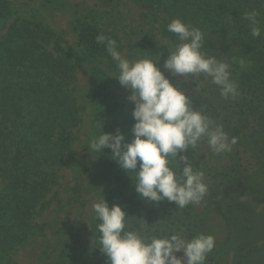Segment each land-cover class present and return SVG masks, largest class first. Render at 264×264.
I'll return each mask as SVG.
<instances>
[{
	"label": "trees",
	"instance_id": "16d2710c",
	"mask_svg": "<svg viewBox=\"0 0 264 264\" xmlns=\"http://www.w3.org/2000/svg\"><path fill=\"white\" fill-rule=\"evenodd\" d=\"M134 1L159 7L174 19L200 28L205 33L203 51L207 55L219 57V44H224L229 58L237 64L236 77L232 76L239 83L240 97L225 100L213 85L216 99L193 100L195 108H202L210 120L229 114L246 131L254 129V123L264 127V0ZM252 10L260 13V37L251 35L250 24L243 18L244 12ZM13 18L10 2L0 0V23H11ZM76 32L88 59L99 63L84 97L91 110L94 135L100 134L102 125L104 132L114 133L119 128L130 142L133 117L124 97L112 88L108 68L100 67L108 60L113 69L115 62L105 45L95 39L103 32L117 42L120 52L121 38L114 31L84 20L76 21ZM162 35L173 46L177 42L167 29ZM77 59L74 50L62 46L56 32L37 20L17 19L0 37V177L5 182L0 192V262L41 231L36 220L49 208L47 199L58 183L56 170L72 164L75 131L86 109L76 96ZM94 155L111 186L105 199L109 206L123 207L130 230L157 236L178 233L179 228L157 231L167 219L166 214H171L168 207L174 202L165 205L159 214L155 202L148 204L138 197L132 178L111 158L110 149L104 153L94 151ZM236 218L237 214L230 215L234 227L245 232ZM101 254L100 263L109 264Z\"/></svg>",
	"mask_w": 264,
	"mask_h": 264
},
{
	"label": "rangeland",
	"instance_id": "374dc122",
	"mask_svg": "<svg viewBox=\"0 0 264 264\" xmlns=\"http://www.w3.org/2000/svg\"><path fill=\"white\" fill-rule=\"evenodd\" d=\"M8 1L14 11L12 22L37 20L57 33L62 46L74 50L79 61L76 96L86 109L75 131L77 141L71 154L72 164L56 170L58 183L47 199L49 208L36 220L41 231L0 264H101L103 255L95 230L98 220L92 205L101 194L105 198L111 186L102 175L94 151L88 147L94 132L91 110L84 101L94 79L93 70L99 63L94 59L90 61L79 45L76 21L84 20L117 33L123 44L120 53L129 60L149 54L155 58L160 54L158 63L165 76L192 101L209 99L212 102L217 95L210 78L203 74L173 77L164 69L168 47L174 46L162 33L174 18L159 7L134 0ZM11 23H0V37ZM219 49L222 54L216 58L227 61L236 77L237 64L229 58L226 45L219 44ZM100 67L108 68L112 88L124 97L132 115L134 105L128 100L130 91L114 77L116 66L112 69L108 60H104ZM211 121L222 124L230 138H237V143L231 152L220 155L212 152L206 140L200 143L193 163L204 171L208 193L200 202L183 209L169 205L171 214H166L167 219L160 228H179L178 233L187 240L197 233L214 236L215 247L205 264H264V127L254 123V129L246 131L226 113ZM4 188L5 182L0 177V192ZM154 204L162 214L164 206L173 203ZM233 213L237 214L236 220L245 232L238 231L232 224L230 215ZM177 256L182 257L183 253Z\"/></svg>",
	"mask_w": 264,
	"mask_h": 264
},
{
	"label": "clouds",
	"instance_id": "9594fccd",
	"mask_svg": "<svg viewBox=\"0 0 264 264\" xmlns=\"http://www.w3.org/2000/svg\"><path fill=\"white\" fill-rule=\"evenodd\" d=\"M259 16L256 10L243 14L253 37L261 36ZM166 29L177 42L168 47L164 69L173 77L203 74L225 100L240 97L229 63L203 51L205 33L200 28L175 18ZM95 39L105 45L115 62L114 77L130 91L134 124L130 142L119 128L111 133L99 126L100 134L92 136L89 149L100 153L110 149L111 158L132 178L138 197L145 203L174 202L183 209L200 202L209 190L204 171L193 163L200 143L206 140L212 152L220 155L231 152L237 138H230L222 124H215L202 108H195L192 99L165 76L158 63L160 54L129 60L117 50V42L103 32ZM239 63L244 68V61ZM92 207L99 221V249L109 264H205L215 247L210 234L197 233L187 240L180 233L157 236L130 230L123 207L109 206L102 194Z\"/></svg>",
	"mask_w": 264,
	"mask_h": 264
}]
</instances>
